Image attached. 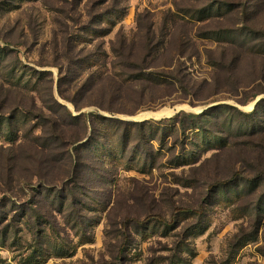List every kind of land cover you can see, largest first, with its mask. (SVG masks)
<instances>
[{"label": "rangeland", "instance_id": "374dc122", "mask_svg": "<svg viewBox=\"0 0 264 264\" xmlns=\"http://www.w3.org/2000/svg\"><path fill=\"white\" fill-rule=\"evenodd\" d=\"M198 1L0 0V264H264V172L250 168L264 153L246 145L248 120H236L237 147L168 122L222 104L249 114L264 100L249 99L264 91V42L195 37L209 20L243 19L175 10ZM254 4L249 23L264 29V0ZM233 45L238 73L216 93L204 82L218 59L226 74ZM163 109L173 114L145 115ZM91 114L148 122L145 144L134 131L123 144L122 127ZM233 163L238 182L212 188Z\"/></svg>", "mask_w": 264, "mask_h": 264}, {"label": "trees", "instance_id": "16d2710c", "mask_svg": "<svg viewBox=\"0 0 264 264\" xmlns=\"http://www.w3.org/2000/svg\"><path fill=\"white\" fill-rule=\"evenodd\" d=\"M200 1V0H199ZM196 2L195 4L192 3L189 5V9L186 8H181V6L174 4L175 6V10L177 13L180 14H184L186 11L189 12H194L196 14H199L201 17L197 18L198 22H205L208 20V16L211 15L212 11L215 9L217 10H221L223 7H225L226 9L229 10L230 14H232L233 19L240 17H243L242 19V28H238L236 27L238 25V22H234L231 26V29H224L222 27V21L221 20H209L210 22H214L215 25L212 24H206L201 28H196V35L195 37H200L202 35H207V36H221V34L225 33L228 35H232L234 36V42H235V35L237 36V32H239L240 36L243 35V42L247 45L249 43H254L257 42L260 45L264 42V29L261 27H257L255 25H251L249 22L251 20H253V18L258 14V10H257V4L255 5V0H201L200 2ZM254 4V5H253ZM201 5V7H200ZM259 7V6H258ZM240 20V18H239ZM174 21V20H173ZM175 23V21H174ZM187 24H185V22H183V24L177 26L176 28V32L178 34V36H180L181 38H186L188 36V30H187ZM235 26V27H234ZM90 30V29H88ZM87 30V31H88ZM108 29L107 28H103L101 29L100 33L105 35L107 34ZM201 32V33H200ZM190 38V36H189ZM239 38V37H237ZM234 44V43H233ZM231 52H230V61H231V65L229 68L226 69V74L224 73V65L222 64V62L220 61V59H218V61H214V65L216 66L218 73L214 76L213 78V82L212 84H208V82H204L206 83L208 86H210L212 89H214V91L216 92V90L219 89V86H221V82L224 80V75L227 78H235L236 74L238 73V65L239 62L241 60V56L243 54V50L241 52H239L237 50V47L235 48L234 45L232 46ZM112 51L114 53H116V56H120L121 53H118L114 48H112ZM254 52V48L250 47L249 49H247V51L245 52L246 56L251 55ZM178 56H184L185 51L181 50L176 52ZM223 57V56H221ZM223 59V58H222ZM130 60V59H129ZM127 64V63H126ZM122 65H124L122 63ZM128 65V64H127ZM126 65V66H127ZM129 66V65H128ZM130 67V66H129ZM125 69V68H124ZM126 70V69H125ZM135 72H142V69L140 70V68L136 69L135 68ZM144 70V69H143ZM133 69L129 72H132ZM127 74H129L127 72ZM186 80L183 81H178V83H180L181 86H183L184 90H186L187 92H189L190 89V82H185ZM222 88L223 85H222ZM212 93L211 96H214V94L216 93ZM264 91L261 92H257L251 96H249L250 100L255 99L258 95L263 94ZM238 96L236 95V97H232L235 98L234 100L236 101V103H238L241 106H244L248 103L249 99H241V98H237ZM66 99V98H64ZM67 100V99H66ZM53 103L56 104V106L65 109L64 106L58 104L56 101H54L53 99ZM71 103L74 105V108L76 111H79L81 108L77 105V103L75 101H71ZM264 105V100H261L260 103H257L256 107L254 108V110L249 113V114H245L243 112H241L239 109H237L236 107L230 106V105H218L215 106L213 108H210L208 110H206L205 112H203L202 114L199 115H195V114H186V113H181L178 114L176 116H174L173 118L169 119L168 122H173V123H177L180 125V130H196L198 129L201 137L206 139L208 136H216V134H223L225 137H218V140L222 145H234L235 147L238 146V144L236 143V139L238 137V129L236 128V120L240 117H244L248 120L247 122V128L244 131L246 137L248 138V141L246 142V145H248L250 148H259L261 150V152L264 153V125H256V122L258 120H260L258 117L260 116V114L262 113V106ZM100 109L105 110L109 113H114L115 111L111 108L108 107H102L99 106ZM226 114L224 116V120L221 123V113ZM69 116L71 118H80V116L78 117H72L71 114L69 113ZM88 118H92L94 117L97 120H101L103 123H109L112 124L114 127H122L123 131L125 133L124 137L121 139V142L123 144H126L130 139L129 136L127 135V133H129V131H134V133L138 134L140 136V140H142V144H145L144 141L147 138V133L145 132V128L150 126V124L148 122H130V121H122L119 119H115V118H106V117H102L100 115H96L94 116L93 114H91L90 116H87ZM89 122L90 126H94L93 122L91 123L89 120L84 122V125H87V123ZM221 123V127L219 126V129H217L218 124ZM157 126L162 124V123H155ZM53 129L55 131H58V127L60 126L59 122L58 124L56 123V121H53ZM160 128V127H158ZM160 130V129H159ZM164 128L161 129V132H164ZM63 138V140H65L66 138L63 136H61V139ZM150 142H152V139H150ZM162 142V141H160ZM147 145V144H146ZM150 145V144H149ZM252 152L254 150H251ZM254 155V154H252ZM250 168H252L253 170H255V172H257L258 170L260 171V173L264 172V166H260V167H253L251 166ZM77 169V168H75ZM263 169V171H262ZM226 173L223 175V177H219L221 179H217L213 182V184H211V187H217V186H223L226 184H230V182H238L239 177L241 176V172L237 170V167H235L234 163L231 164L228 167V170ZM230 176V177H229ZM229 177L231 180H223L224 178ZM227 178V179H229ZM259 178V177H256ZM214 180V179H213Z\"/></svg>", "mask_w": 264, "mask_h": 264}, {"label": "bare ground", "instance_id": "6f19581e", "mask_svg": "<svg viewBox=\"0 0 264 264\" xmlns=\"http://www.w3.org/2000/svg\"><path fill=\"white\" fill-rule=\"evenodd\" d=\"M253 106V105H252ZM251 107V106H250ZM173 112V110L172 111H169V110H167V109H163L162 111H159V112H154V113H147V114H145L146 116H148V117H155V119L156 118H160V117H164V116H168V115H170L171 113ZM173 114V113H172ZM145 115H143V116H145ZM143 118V117H142ZM150 119V118H149ZM152 119V118H151Z\"/></svg>", "mask_w": 264, "mask_h": 264}]
</instances>
